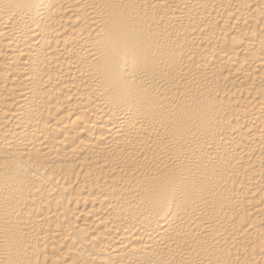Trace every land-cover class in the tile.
I'll list each match as a JSON object with an SVG mask.
<instances>
[{"label":"bare ground","instance_id":"1","mask_svg":"<svg viewBox=\"0 0 264 264\" xmlns=\"http://www.w3.org/2000/svg\"><path fill=\"white\" fill-rule=\"evenodd\" d=\"M0 264H264V0H0Z\"/></svg>","mask_w":264,"mask_h":264}]
</instances>
